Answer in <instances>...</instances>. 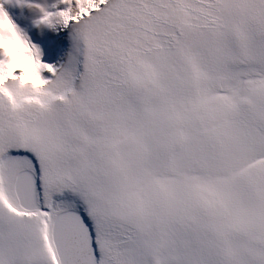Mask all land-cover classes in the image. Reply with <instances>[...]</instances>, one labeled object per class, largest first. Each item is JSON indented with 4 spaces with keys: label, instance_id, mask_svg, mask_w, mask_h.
Returning <instances> with one entry per match:
<instances>
[{
    "label": "snow or ice",
    "instance_id": "1",
    "mask_svg": "<svg viewBox=\"0 0 264 264\" xmlns=\"http://www.w3.org/2000/svg\"><path fill=\"white\" fill-rule=\"evenodd\" d=\"M0 264H264V0H0Z\"/></svg>",
    "mask_w": 264,
    "mask_h": 264
},
{
    "label": "rangeland",
    "instance_id": "2",
    "mask_svg": "<svg viewBox=\"0 0 264 264\" xmlns=\"http://www.w3.org/2000/svg\"><path fill=\"white\" fill-rule=\"evenodd\" d=\"M38 2H44V0H38ZM12 18L20 24L21 27H29L31 21L35 19L38 13L29 11L28 9H20L15 6L5 5ZM35 37L39 39L42 51L46 56H51L52 59L47 62L63 63L67 54L72 50L73 41L71 35L67 29L61 31L42 28L32 29ZM34 42H36L34 40Z\"/></svg>",
    "mask_w": 264,
    "mask_h": 264
}]
</instances>
